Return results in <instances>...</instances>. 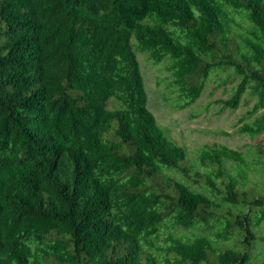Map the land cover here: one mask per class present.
<instances>
[{
  "label": "trees",
  "instance_id": "trees-1",
  "mask_svg": "<svg viewBox=\"0 0 264 264\" xmlns=\"http://www.w3.org/2000/svg\"><path fill=\"white\" fill-rule=\"evenodd\" d=\"M132 38L175 107L215 69L239 76L223 108L248 89L264 107V0H0V264H264V146L190 165ZM239 130L264 134V111Z\"/></svg>",
  "mask_w": 264,
  "mask_h": 264
},
{
  "label": "rangeland",
  "instance_id": "rangeland-1",
  "mask_svg": "<svg viewBox=\"0 0 264 264\" xmlns=\"http://www.w3.org/2000/svg\"><path fill=\"white\" fill-rule=\"evenodd\" d=\"M131 42L144 79L148 108L165 133L185 150L190 165H195L199 150L207 143L223 144L242 151L247 161H253L252 149L259 144L264 146V134L252 138L240 132L239 128L244 122H250L264 111L263 107L254 114L250 113L256 94L248 89L235 109L223 108L221 103H217V100L230 96L239 76L232 74L231 69L213 70L195 103L179 109L175 107L179 101L178 92L171 85L169 73L164 69L166 63L152 62L147 53L136 49L134 38ZM109 107H112V99ZM231 163V160H227V164ZM256 230L264 237V221ZM208 231L200 228L194 230L200 233Z\"/></svg>",
  "mask_w": 264,
  "mask_h": 264
}]
</instances>
